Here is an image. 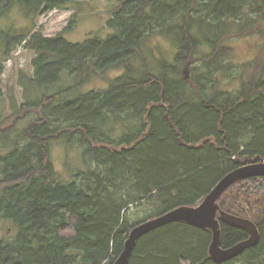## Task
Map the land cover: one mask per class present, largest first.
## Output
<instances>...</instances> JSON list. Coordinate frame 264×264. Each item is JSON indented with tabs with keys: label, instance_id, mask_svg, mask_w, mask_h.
<instances>
[{
	"label": "trees",
	"instance_id": "1",
	"mask_svg": "<svg viewBox=\"0 0 264 264\" xmlns=\"http://www.w3.org/2000/svg\"><path fill=\"white\" fill-rule=\"evenodd\" d=\"M78 1L0 0V19L17 7L36 19ZM111 2L114 33L105 40L68 42L76 14L54 38L13 25L0 32V81L19 48L35 54L22 117L10 124L0 92V133L13 144L0 157V216L17 231L0 241V264H113L136 225L197 206L233 170L264 162V50L243 66L237 89L224 87L238 68L232 40L264 38V0ZM159 38L175 44L173 62L144 52ZM111 70L120 75L107 89L82 92ZM32 114L17 133V120ZM58 141L82 150L85 170L68 182L52 162ZM143 202L157 209L131 223L130 207ZM219 204L261 233L257 246L224 264H256L264 256V178L236 183ZM221 231L223 248L248 238L223 223ZM211 241V230L175 222L139 240L129 264H215Z\"/></svg>",
	"mask_w": 264,
	"mask_h": 264
},
{
	"label": "rangeland",
	"instance_id": "2",
	"mask_svg": "<svg viewBox=\"0 0 264 264\" xmlns=\"http://www.w3.org/2000/svg\"><path fill=\"white\" fill-rule=\"evenodd\" d=\"M111 4V0H81L72 4L69 9L43 13L36 17V19H32V17L27 18L24 15L25 11L23 8L17 7L7 14L6 17L0 19V32L2 30H8L13 25L16 29L26 27L33 30L32 34L41 32L46 38H54L65 31L71 19L76 14L77 23L75 27L64 35L68 42L73 44L84 43L94 37L105 40L114 33L107 26V20L111 17L109 12V5ZM230 44L235 48V64L238 68L232 72L231 77L227 78L224 87L237 89L240 84L239 75L241 69L244 65H250L259 57L260 52L264 50V38L255 36L246 39H235ZM154 49V54L160 57L157 59L158 61L168 60L169 62H173L177 53L175 44L163 38L151 42L144 48V52H147V56H150L153 54L151 50L154 51ZM34 58L35 54L21 47L6 62L4 74L0 81V92L3 97V113L5 117H8L9 124L12 123L13 119L15 120V115L22 117L19 109L26 103L25 87L22 83L23 81L26 83L34 77ZM102 75H98L90 80L83 87L82 92L107 89L110 81L120 75V71L111 70L105 75ZM232 76L234 77L232 78ZM64 85H66L65 82ZM13 102L16 104V109H13ZM32 116L36 117V114L30 115L26 119L17 120L14 130L17 133L22 131L28 122L32 121ZM117 135H120V133H117ZM11 146H13L12 141L9 140V143H7L2 133H0V157L7 154ZM52 162L62 182H68L79 170H85L82 150L78 146L69 147L62 141L53 143ZM156 209L157 205L154 202H143L131 206L126 217L131 223H137L147 218ZM16 235L17 231L15 233V228L12 223L0 216V241L15 240ZM236 264L245 263L238 262ZM256 264H264V256Z\"/></svg>",
	"mask_w": 264,
	"mask_h": 264
},
{
	"label": "water",
	"instance_id": "3",
	"mask_svg": "<svg viewBox=\"0 0 264 264\" xmlns=\"http://www.w3.org/2000/svg\"><path fill=\"white\" fill-rule=\"evenodd\" d=\"M185 73L188 77L189 72L185 71ZM257 177L264 178V162L243 165L233 170L219 181L203 202L197 206H180L157 218L136 225L129 234L123 252L113 264H129L139 240L175 222H185L203 230H211L212 241L209 246V256L215 264H224L241 256L248 249L258 245L261 238L260 229L250 219L225 212L219 200L236 183ZM222 223L245 231L249 237L230 248H223Z\"/></svg>",
	"mask_w": 264,
	"mask_h": 264
},
{
	"label": "flooded vegetation",
	"instance_id": "4",
	"mask_svg": "<svg viewBox=\"0 0 264 264\" xmlns=\"http://www.w3.org/2000/svg\"><path fill=\"white\" fill-rule=\"evenodd\" d=\"M249 237V236H248Z\"/></svg>",
	"mask_w": 264,
	"mask_h": 264
}]
</instances>
